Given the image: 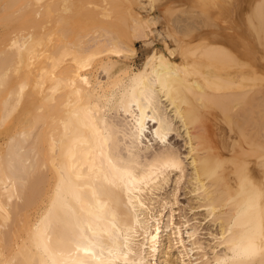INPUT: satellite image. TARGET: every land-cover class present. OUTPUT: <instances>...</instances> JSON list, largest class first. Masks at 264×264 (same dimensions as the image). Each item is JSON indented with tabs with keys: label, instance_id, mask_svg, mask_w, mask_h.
<instances>
[{
	"label": "bare ground",
	"instance_id": "6f19581e",
	"mask_svg": "<svg viewBox=\"0 0 264 264\" xmlns=\"http://www.w3.org/2000/svg\"><path fill=\"white\" fill-rule=\"evenodd\" d=\"M142 1L0 0V264H264V0Z\"/></svg>",
	"mask_w": 264,
	"mask_h": 264
},
{
	"label": "rangeland",
	"instance_id": "374dc122",
	"mask_svg": "<svg viewBox=\"0 0 264 264\" xmlns=\"http://www.w3.org/2000/svg\"><path fill=\"white\" fill-rule=\"evenodd\" d=\"M144 1V2H143ZM142 1V3H147V1H145V0H143ZM166 1H168V0H165V1H162V2H160V1H157V2H159V3H157V5H155L154 7H153V11L151 10V7H149V5H143V8L141 7V9H140V11L142 10H144V12H141V13H143L142 15H147L148 14V18H150V19H152L153 20V22H152V27H151V29H152V31H150L149 32V35H148V37L147 38H141L140 40H139V42H138V44L136 45V48L138 49V53H140V52H143V51H147V50H149V49H159V48H161V49H165V47H166V45L168 46V47H170V48H173V49H175V39L174 38H172L170 35H172V33L171 34H169V31H170V29H171V26H169V22H170V20L172 21V19L177 15V14H180L179 13V11H180V9H182L183 10V8L185 9V7H188V6H190V2H186L185 0L182 2H177V3H180V4H171L172 6L174 5V7H175V9H176V7H177V10H175V11H173V10H171V12H170V8L168 9L167 7L168 6H166L167 5V3L168 2H166ZM195 2V1H194ZM197 2V1H196ZM155 3V4H156ZM183 3V4H182ZM160 4V5H159ZM145 6H147L146 8H145ZM157 6L159 7V8H157ZM160 7L162 8H164V10H163V12H162V10L160 9ZM168 9V10H167ZM190 9L193 11V8H190L189 7V9L187 10L188 12H191L190 11ZM195 9V8H194ZM148 10V11H147ZM156 10V11H155ZM199 9H195V11L193 12V13H195L196 14V12L198 11ZM146 11V12H145ZM151 12V14H149L150 12ZM249 12V10L248 9H246V16L248 15L247 13ZM198 13L199 12H197V15H198ZM165 16H164V15ZM181 14H184V13H181ZM200 14V13H199ZM145 15V16H146ZM173 17H172V16ZM185 15V14H184ZM160 16V17H159ZM190 16H191V14H190ZM186 17V16H185ZM234 17H236V19L234 18V20L235 21H240V19L239 18H241V17H239L238 18V16H234ZM153 18H155V19H153ZM198 18H199V20L200 19H203L201 16L199 17L198 16ZM161 20V19H164V20H162L161 22L159 21V20ZM188 19L190 20V21H188ZM233 19V17L232 18H230V20H232ZM155 20H156V23L158 24V25H154L153 26V24H156L155 23ZM169 20V21H168ZM193 19H191V18H189V17H187V21H188V23L189 22H191ZM204 21L206 20L205 18L203 19ZM159 22H160V24H159ZM206 23H210V22H208V21H205ZM205 22H203L202 24H201V26H203V27H201L200 26V30H201V32H203V31H205V29H206V31H208L209 32V25L208 24H206ZM225 23H221V25H223V26H221L220 25V27H226V25L227 26H229L230 25V23H229V19H228V24H226V25H224ZM175 26V25H174ZM231 26V25H230ZM168 27V28H167ZM176 27V26H175ZM177 28H178V26H177ZM167 29V30H166ZM211 29V28H210ZM168 31V32H167ZM153 32V33H152ZM175 32H177V30L175 29ZM229 32V31H228ZM232 31H230L229 32V34L230 35H234V33H231ZM151 33V34H150ZM169 34V35H168ZM175 35V34H174ZM179 35H181V34H179L178 32L176 33V36H177V38H181L182 39V35H181V37H179ZM207 35V34H206ZM176 36H174V37H176ZM169 37V38H168ZM147 41V42H146ZM174 42V43H173ZM144 43H146V44H144ZM148 43H150V44H148ZM165 43H167V44H165ZM169 44V45H168ZM149 45H151V46H149ZM167 190H169V188L167 189ZM171 190H173V189H171ZM170 190V191H171ZM170 191H169V193H170ZM182 191H184V190H182ZM180 194V197H179V202L181 203H179V205H176L175 206V210H177L176 211V217H175V220L177 221V222H181L183 219V217L185 216V215H188V218H197V220L198 221H201V219H203V216H202V214L203 213H200V215H196V216H193L192 214H194V213H188L189 212V206L191 205V204H193L192 202H191V199H188V197H189V195H185L184 193L182 194V192H179ZM188 202V203H187ZM191 204H190V203ZM180 208V209H179ZM186 213V214H185ZM185 214V215H184ZM190 216V217H189ZM199 216V217H198ZM167 219H168V217H166L165 218V220H166V222H167ZM197 221V222H198ZM207 221H205V222H203V223H206ZM205 231L206 230H204L203 231V233H205ZM202 236L203 237H205V238H202L203 239V241L204 242H208V239H206V237H209V236H205V235H203L202 234ZM173 256H174V259H176L177 257H178V255H179V252L176 250V248L174 247L173 248V254H172ZM195 257H197V256H195Z\"/></svg>",
	"mask_w": 264,
	"mask_h": 264
}]
</instances>
